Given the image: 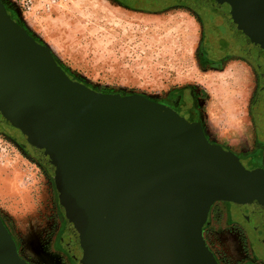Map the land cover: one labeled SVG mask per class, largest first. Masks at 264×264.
Segmentation results:
<instances>
[{"label":"water","instance_id":"obj_1","mask_svg":"<svg viewBox=\"0 0 264 264\" xmlns=\"http://www.w3.org/2000/svg\"><path fill=\"white\" fill-rule=\"evenodd\" d=\"M228 1L264 13V0ZM173 113L73 80L0 0V121L52 173L85 264H220L203 235L216 202L254 215L264 242V169ZM0 264H30L1 216Z\"/></svg>","mask_w":264,"mask_h":264},{"label":"rangeland","instance_id":"obj_2","mask_svg":"<svg viewBox=\"0 0 264 264\" xmlns=\"http://www.w3.org/2000/svg\"><path fill=\"white\" fill-rule=\"evenodd\" d=\"M14 16L76 81L105 96L171 109L167 105L180 90L193 87L210 143L222 146L228 137L252 134L255 77L237 61L228 62L224 74L201 66L200 24L193 13L138 11L114 0H36L30 12ZM67 208L45 162L0 134V216L21 258L31 264H71L58 242L62 229L73 230L61 218L69 219ZM234 209L230 202L214 204L203 231L208 247L221 264H264L251 251L250 230Z\"/></svg>","mask_w":264,"mask_h":264},{"label":"flooded vegetation","instance_id":"obj_3","mask_svg":"<svg viewBox=\"0 0 264 264\" xmlns=\"http://www.w3.org/2000/svg\"><path fill=\"white\" fill-rule=\"evenodd\" d=\"M114 1L128 9L138 11L159 12L169 8H182L193 13L194 19L200 24L201 55L198 61L201 66L218 71L224 70L217 72L224 74L226 64L237 61L253 73L256 83L249 114L255 142L253 148L246 152L248 155H239V157L240 160L248 163L250 170L264 169V13L261 15V13H256L254 10H246L244 6L234 4L228 0H205L206 3H202L200 6L184 4L179 0H175L170 6H164L165 8L160 7L162 0ZM215 2L218 4H214ZM6 7L9 15L15 20V10L7 5ZM180 91L181 93L177 96V99L167 106L184 121L187 129L194 133H200L206 138L207 121L202 109L196 105L195 89L189 87L184 90L182 88ZM0 134L20 146L27 154L33 153L25 146L22 139L9 130L1 121ZM222 147L227 149L223 145ZM235 206L238 208L234 209L236 215H239L242 224L250 230L252 237L251 251L258 262H264V242L257 228V218L252 214H245L240 205L235 204ZM61 218L65 224V220H67L68 225H71L67 217L62 215ZM81 235L77 230H71L69 227L65 230L62 229L59 233L58 242L62 247V253L71 264H80L86 259L81 248ZM218 262L221 264L219 260Z\"/></svg>","mask_w":264,"mask_h":264},{"label":"crops","instance_id":"obj_4","mask_svg":"<svg viewBox=\"0 0 264 264\" xmlns=\"http://www.w3.org/2000/svg\"><path fill=\"white\" fill-rule=\"evenodd\" d=\"M223 83V80H220ZM221 97L224 98L226 95L227 91H221ZM222 121V120H221ZM251 124V122H250ZM207 127V126H206ZM251 130H252V124H251ZM228 140H226L227 142L225 144H223V146H225L227 149H229L230 151H232L235 154H239V155H243L246 156L248 155L246 152L247 150H251L253 148L254 145V135H253V130H252V134L251 135H247L244 136L242 138H232V137H228ZM247 147H250V149H247Z\"/></svg>","mask_w":264,"mask_h":264},{"label":"built area","instance_id":"obj_5","mask_svg":"<svg viewBox=\"0 0 264 264\" xmlns=\"http://www.w3.org/2000/svg\"><path fill=\"white\" fill-rule=\"evenodd\" d=\"M2 2L18 12H30L36 0H2Z\"/></svg>","mask_w":264,"mask_h":264},{"label":"trees","instance_id":"obj_6","mask_svg":"<svg viewBox=\"0 0 264 264\" xmlns=\"http://www.w3.org/2000/svg\"><path fill=\"white\" fill-rule=\"evenodd\" d=\"M145 2V1H144ZM175 2V0H162L161 1V4H163V5H165V6H168V5H170V4H172V3H174ZM16 23V22H15ZM59 63V62H58ZM59 65L67 72V74L73 79V80H75L76 81V79L72 76V75H70V73H69V71H67V69L64 67V66H62L60 63H59ZM52 174V173H51ZM235 204V203H234ZM238 205V204H237ZM208 224V223H207ZM206 224V225H207ZM206 225H205V227H206ZM204 227V228H205Z\"/></svg>","mask_w":264,"mask_h":264}]
</instances>
